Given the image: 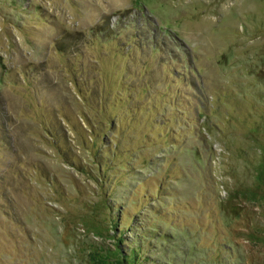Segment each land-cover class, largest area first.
Masks as SVG:
<instances>
[{"label": "rangeland", "instance_id": "1", "mask_svg": "<svg viewBox=\"0 0 264 264\" xmlns=\"http://www.w3.org/2000/svg\"><path fill=\"white\" fill-rule=\"evenodd\" d=\"M264 264V0H0V264Z\"/></svg>", "mask_w": 264, "mask_h": 264}, {"label": "trees", "instance_id": "2", "mask_svg": "<svg viewBox=\"0 0 264 264\" xmlns=\"http://www.w3.org/2000/svg\"><path fill=\"white\" fill-rule=\"evenodd\" d=\"M130 259H131V255L129 256L127 255L123 258L122 263H119V264H131Z\"/></svg>", "mask_w": 264, "mask_h": 264}]
</instances>
